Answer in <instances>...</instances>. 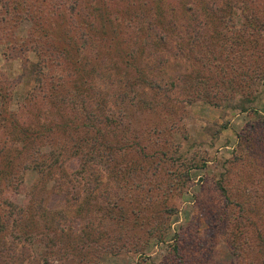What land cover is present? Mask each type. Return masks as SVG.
<instances>
[{
    "label": "rangeland",
    "instance_id": "374dc122",
    "mask_svg": "<svg viewBox=\"0 0 264 264\" xmlns=\"http://www.w3.org/2000/svg\"><path fill=\"white\" fill-rule=\"evenodd\" d=\"M15 1L0 264H264V0H46L72 19L73 63L27 40L45 13Z\"/></svg>",
    "mask_w": 264,
    "mask_h": 264
},
{
    "label": "trees",
    "instance_id": "16d2710c",
    "mask_svg": "<svg viewBox=\"0 0 264 264\" xmlns=\"http://www.w3.org/2000/svg\"><path fill=\"white\" fill-rule=\"evenodd\" d=\"M29 1L30 0H20L17 2L15 1L12 4V9L16 12L19 11V9L21 8V13L23 11L26 14H29L30 13L29 9L31 8V4ZM107 1L108 0H99L100 4L102 5L99 8V10L103 11L105 14L108 12ZM36 2L38 4V9L41 12L45 13V17L41 18L39 21L38 26L41 28L32 31L31 34L28 36L27 40H34L35 37H36L35 40H39L40 37H41V41L43 39H46L48 43H52L53 49L57 50L65 58L70 59L72 61L71 63H73V61L80 62L81 53L77 44V37L70 35L71 33L68 28L69 24L71 23L70 21L72 19L69 20L70 17H68L67 13L63 9H59L56 12L55 10L50 8L49 2H46V0H40V1L36 0ZM64 2H67L66 3L67 5L65 4L66 7H69L70 3H72L69 0H64ZM115 2L118 3L119 5L130 7V5H133L136 2V0H116ZM127 18L130 19L128 15L123 14V18L121 20L122 23L126 21ZM90 27L93 28V25H90ZM106 35L107 33L101 32L99 36L106 37ZM55 65L58 72V73L56 72V74L58 75L56 80L58 82V85H61L59 81H62L63 76L66 75L64 74V72L66 71L65 70L66 66H63L60 62H57V64ZM65 65H68L67 68L69 69V64L66 63ZM247 110L248 107L242 108V112H247ZM83 155H85V153H83ZM179 247H180V242L177 239L176 244L174 246L177 252L179 251Z\"/></svg>",
    "mask_w": 264,
    "mask_h": 264
}]
</instances>
